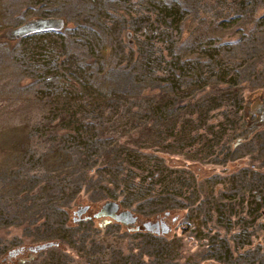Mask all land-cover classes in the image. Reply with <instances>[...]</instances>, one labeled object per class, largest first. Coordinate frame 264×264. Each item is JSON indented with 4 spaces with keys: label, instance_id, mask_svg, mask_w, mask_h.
Returning <instances> with one entry per match:
<instances>
[{
    "label": "rangeland",
    "instance_id": "1",
    "mask_svg": "<svg viewBox=\"0 0 264 264\" xmlns=\"http://www.w3.org/2000/svg\"><path fill=\"white\" fill-rule=\"evenodd\" d=\"M0 264H264V0H0Z\"/></svg>",
    "mask_w": 264,
    "mask_h": 264
},
{
    "label": "water",
    "instance_id": "2",
    "mask_svg": "<svg viewBox=\"0 0 264 264\" xmlns=\"http://www.w3.org/2000/svg\"><path fill=\"white\" fill-rule=\"evenodd\" d=\"M89 206L80 207L75 211L76 215H82L87 211ZM169 212H166L165 215H169ZM95 217H110L111 219L123 223L125 225H136L139 217L129 209H121L119 202L115 200H107L103 203L100 208V211L96 213ZM77 220V218H75ZM175 220V219H173ZM143 229L147 232H152L158 235L168 234L170 232V225L167 223L165 218H159L155 221L147 220L141 225H136V228H132V230H140Z\"/></svg>",
    "mask_w": 264,
    "mask_h": 264
}]
</instances>
